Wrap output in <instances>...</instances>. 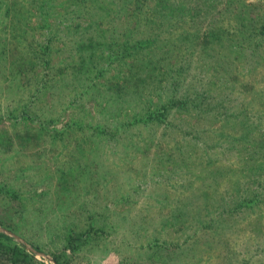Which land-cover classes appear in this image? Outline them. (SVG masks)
I'll list each match as a JSON object with an SVG mask.
<instances>
[{
    "label": "rangeland",
    "instance_id": "1",
    "mask_svg": "<svg viewBox=\"0 0 264 264\" xmlns=\"http://www.w3.org/2000/svg\"><path fill=\"white\" fill-rule=\"evenodd\" d=\"M20 1L30 20L13 21L12 9ZM212 1L202 0L204 8L237 39L244 36L240 25L250 26L245 21L264 24V0H215L211 7ZM59 2H52L50 19L58 20V32L49 41L51 26L42 20L36 0H0V227L12 233L0 231L10 238L0 241L22 245L44 264H56L55 254L61 255L62 264H264V203L234 210L217 200L205 211L196 199L187 216H174L179 196L191 197L204 179L205 159L188 165L173 151L170 139L156 135L148 141L135 132L136 125L127 134H91L92 127L74 124L84 113L83 120L114 128L122 114L110 115L98 102L73 98L78 81L71 68L77 73L79 60L70 53L85 24L78 25L82 18L70 13V0ZM104 6L123 7L113 0H105ZM83 18L85 23L94 19L89 14ZM127 34L117 27L119 42ZM254 37L249 46L239 40L216 46L219 59L224 55L229 60L225 74L231 83L223 71L214 74L212 56L199 57V46L187 60L178 52L175 59L187 68L183 89L190 81H211L228 97L243 98L254 125L264 130V36ZM123 71L118 63L106 74L120 77ZM193 115L175 120L184 117L193 123ZM215 125L200 122V127ZM186 138L190 135L180 140L184 149L190 147ZM241 144L229 159L219 157L220 165L232 163L235 175L221 176L218 191L226 188L227 178L242 182L251 174L245 163H262L250 160L246 144ZM261 178L264 183V171ZM225 209L232 212H221ZM69 229L73 241L67 239ZM0 264L31 263L14 262L0 245Z\"/></svg>",
    "mask_w": 264,
    "mask_h": 264
},
{
    "label": "trees",
    "instance_id": "2",
    "mask_svg": "<svg viewBox=\"0 0 264 264\" xmlns=\"http://www.w3.org/2000/svg\"><path fill=\"white\" fill-rule=\"evenodd\" d=\"M54 1L36 0V5L40 7L43 15L42 20L51 26L49 41L55 37L56 31L58 32V29H55L58 27L54 24L57 19H50ZM70 1V13L76 12L78 17L82 18L78 25L85 24L80 26L79 41L73 46L75 52L70 53L71 57L77 56L79 60L77 73L71 68V76L76 75L78 81V91L73 98L87 104H91L90 101L98 102L100 110H105L110 115L120 112L122 114L121 121L114 123V128L106 125L101 128L100 122L96 125L87 119L83 120L84 113L79 119H75L77 121H74V124H78L79 129L85 124L89 128L92 127L91 134L105 131L127 134L128 128L130 130L136 125L135 132L144 134L149 138L148 141H154L156 135L159 136L158 139H170L173 142V151L180 155L182 162L186 161L192 165L196 158L205 159L204 167L207 169L204 179L196 190L189 194L191 197L179 196L178 202L181 204L173 210L176 218L187 216L190 210L188 205L196 199L203 202L201 207L205 211L217 200L223 201L221 204L231 205L234 210L264 203V183L261 178L264 171V130L254 125L255 121L251 120L243 98L228 97L219 87L213 86L210 80L201 84L190 81L183 89L182 80L187 68L183 60L175 59L178 52L187 60L188 56L194 55L193 48L199 46V57L208 59L206 56H212V71L214 74L223 71L226 76L224 80L229 83L231 80L225 74L229 60L224 55V59H219L216 46H232L237 40L249 46L255 40L256 34L264 36V24L256 27L245 21V25L250 26L247 28L240 25L244 36L237 39L231 30L217 24L214 13L204 8L202 0H113L116 6L118 3L123 6L118 10H111L109 6L106 8L105 0ZM15 4L18 9H12L13 21L29 19L23 11L21 1ZM59 4H62L61 0ZM215 5L214 0L210 6ZM16 10L18 12H15ZM86 14H89V18H94L89 23L84 22L83 17ZM117 27L118 30L128 33L123 42H119L115 35ZM118 63L124 68L120 77L106 74ZM71 82L75 83V80ZM124 103H128L130 107L125 109ZM82 109L86 112L84 107ZM194 113L195 123L187 122L184 117L175 120L178 115ZM200 122L217 125L212 128L200 127ZM158 128L160 131H157ZM187 135H190V138H186L190 147L184 149L180 140ZM250 142L257 146L249 145ZM241 143L246 144L244 153L250 160L257 158L262 163H245L251 171L244 179L245 182L227 178L226 188L218 191L221 176L226 173L235 175V171H231L232 163L220 165L219 157L229 159L234 152H238L239 144L243 146ZM240 157L243 155L238 156V163L242 164ZM225 198L229 199L225 201ZM196 212L201 213L199 208ZM221 212L232 211L225 209ZM211 222L213 223L210 221L209 224ZM72 236L73 233L69 229L68 241L74 240ZM0 238L10 240L2 232ZM0 245L7 247L14 262L27 259L31 264H44L18 243L12 247V244L4 245L0 241ZM53 257L56 264H62L61 255L55 254Z\"/></svg>",
    "mask_w": 264,
    "mask_h": 264
},
{
    "label": "water",
    "instance_id": "3",
    "mask_svg": "<svg viewBox=\"0 0 264 264\" xmlns=\"http://www.w3.org/2000/svg\"><path fill=\"white\" fill-rule=\"evenodd\" d=\"M0 231H3L4 233H7V234H9V235H12V233H11V232H9V231H6L5 229H2L1 227H0Z\"/></svg>",
    "mask_w": 264,
    "mask_h": 264
}]
</instances>
